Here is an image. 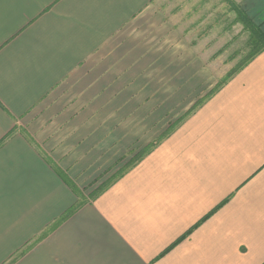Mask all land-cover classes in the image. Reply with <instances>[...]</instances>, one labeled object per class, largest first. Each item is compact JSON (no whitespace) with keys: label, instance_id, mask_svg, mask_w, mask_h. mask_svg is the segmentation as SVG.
<instances>
[{"label":"crops","instance_id":"1","mask_svg":"<svg viewBox=\"0 0 264 264\" xmlns=\"http://www.w3.org/2000/svg\"><path fill=\"white\" fill-rule=\"evenodd\" d=\"M160 1L0 0V264H264V50L99 188L141 148L88 103L166 51Z\"/></svg>","mask_w":264,"mask_h":264},{"label":"rangeland","instance_id":"2","mask_svg":"<svg viewBox=\"0 0 264 264\" xmlns=\"http://www.w3.org/2000/svg\"><path fill=\"white\" fill-rule=\"evenodd\" d=\"M160 2L171 30H167L165 37L155 36L157 31L152 30L150 42L152 46L159 42L166 51L154 52L156 47H151L152 52L136 59V64L146 67L129 72L126 78L129 83L119 85L113 91L116 95H110L111 100L88 103L91 111L84 120L92 131L102 130L103 147L121 140L124 134L111 132L116 127L133 126L137 137L134 145L141 148L136 153L131 149L124 151V155H120L123 150L117 147L106 150L107 157H111L109 162L121 157L119 164L111 167L110 170L114 168L109 171L111 175L98 182L99 188L127 169L141 151L167 135L195 105L258 54L262 46L257 30L264 31V0ZM195 61L202 68H194ZM196 74L203 77V84L194 91ZM148 111L151 116L145 121L144 113ZM104 151L103 148L102 153ZM97 192H85V199H91Z\"/></svg>","mask_w":264,"mask_h":264},{"label":"trees","instance_id":"3","mask_svg":"<svg viewBox=\"0 0 264 264\" xmlns=\"http://www.w3.org/2000/svg\"><path fill=\"white\" fill-rule=\"evenodd\" d=\"M257 37L262 44V46L260 48V51H262V50H264V31L262 30V28H259V30H257ZM64 179H65V177H64ZM65 180L67 183L70 184V186L72 187V189L74 191H77L79 193V190L74 186V184H72L67 178Z\"/></svg>","mask_w":264,"mask_h":264}]
</instances>
